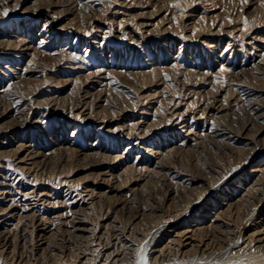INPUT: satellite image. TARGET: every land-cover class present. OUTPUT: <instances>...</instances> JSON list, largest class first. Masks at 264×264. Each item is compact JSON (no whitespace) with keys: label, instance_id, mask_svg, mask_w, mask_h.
Wrapping results in <instances>:
<instances>
[{"label":"rangeland","instance_id":"1","mask_svg":"<svg viewBox=\"0 0 264 264\" xmlns=\"http://www.w3.org/2000/svg\"><path fill=\"white\" fill-rule=\"evenodd\" d=\"M0 221V264H264V0H0Z\"/></svg>","mask_w":264,"mask_h":264},{"label":"bare ground","instance_id":"2","mask_svg":"<svg viewBox=\"0 0 264 264\" xmlns=\"http://www.w3.org/2000/svg\"><path fill=\"white\" fill-rule=\"evenodd\" d=\"M86 6H88V5H86ZM242 31V30H241ZM22 41V40H21ZM215 45H213L211 42H208V45H207V47H209V48H211V47H214ZM216 47V46H215ZM4 95H7V94H4ZM19 101V100H18ZM17 103V102H16ZM140 113H142V114H148V113H146L145 111H140ZM173 116H175V114L173 115ZM28 145H24V147H27ZM23 147V144H19V148H22ZM151 152H153V150H150ZM153 153H155V154H158V153H156V152H153ZM4 191V190H3ZM2 193H4V192H2ZM90 193V192H89ZM6 212H8V210L6 211ZM10 214V213H9ZM13 215L12 214H10L7 218H11ZM3 220H7V219H3ZM1 222L2 221H0V225H1ZM81 223V222H80ZM80 226V225H79ZM76 228V227H75ZM79 228V227H78ZM82 229V228H81ZM84 229V228H83ZM160 229V228H159ZM166 229V228H165ZM41 230H44V229H41ZM163 230V229H162ZM4 231V230H3ZM80 231V230H79ZM8 232V231H7ZM194 232V230L193 229H185L181 234H182V236H183V238H185V239H189L190 238V234L191 233H193ZM3 233H5L6 234V231H4ZM98 237V236H97ZM100 243V242H99ZM102 243V242H101ZM239 255V254H238ZM112 257V256H111ZM114 257V256H113Z\"/></svg>","mask_w":264,"mask_h":264},{"label":"snow or ice","instance_id":"3","mask_svg":"<svg viewBox=\"0 0 264 264\" xmlns=\"http://www.w3.org/2000/svg\"><path fill=\"white\" fill-rule=\"evenodd\" d=\"M5 15H7V12H5Z\"/></svg>","mask_w":264,"mask_h":264}]
</instances>
